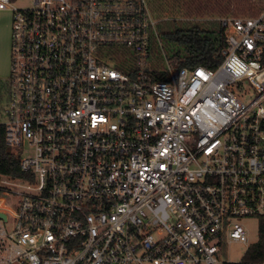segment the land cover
I'll return each mask as SVG.
<instances>
[{
  "label": "built area",
  "instance_id": "obj_1",
  "mask_svg": "<svg viewBox=\"0 0 264 264\" xmlns=\"http://www.w3.org/2000/svg\"><path fill=\"white\" fill-rule=\"evenodd\" d=\"M160 2L0 0V132L22 172L0 177V264L241 262L219 253L264 216V3L220 20L211 69L164 43Z\"/></svg>",
  "mask_w": 264,
  "mask_h": 264
},
{
  "label": "trees",
  "instance_id": "obj_2",
  "mask_svg": "<svg viewBox=\"0 0 264 264\" xmlns=\"http://www.w3.org/2000/svg\"><path fill=\"white\" fill-rule=\"evenodd\" d=\"M183 1L184 9L186 3ZM209 5L211 0H206ZM239 2V0H238ZM219 8L223 11L230 9V1L226 3L217 2ZM241 2H239L240 4ZM161 4V2H160ZM215 5V4H214ZM211 5V6H214ZM261 4L260 7H262ZM174 7L170 4L166 9L160 6L162 13L168 14V11ZM237 9H239L237 7ZM171 13V11H170ZM172 16V14L170 15ZM179 21L168 19L163 23L168 25V28L161 32L169 49L181 55L184 58L183 66L196 67L199 65L216 69L223 60L222 50L225 46V31L221 21L207 20L205 22L194 21ZM194 22V23H191ZM173 26V27H172ZM162 79H166L161 76ZM20 158L15 156L6 146L3 133L0 132V177L1 176H20ZM260 227V239L249 246L243 259L240 263L235 264H264V216Z\"/></svg>",
  "mask_w": 264,
  "mask_h": 264
},
{
  "label": "rangeland",
  "instance_id": "obj_3",
  "mask_svg": "<svg viewBox=\"0 0 264 264\" xmlns=\"http://www.w3.org/2000/svg\"><path fill=\"white\" fill-rule=\"evenodd\" d=\"M161 6H164L166 9L170 4H174V7L168 11L169 15H166V13H163L165 16H170L172 14L174 20L179 21V25H181L180 21H194V22H205L207 20H215L220 21L224 17H229L231 15H252L256 14L259 9L262 7L261 4L264 3L263 0H239L241 2L239 4L238 0H211V4L208 7V4L206 0H185V7L184 9L181 8L183 5L182 0H160ZM210 1V0H208ZM230 1L231 4L229 5L231 7L227 10H222L221 6L217 2L226 3ZM13 4L19 7H31L33 4V0H13ZM215 4V5H214ZM214 5V6H211ZM237 7L239 9H237ZM171 11V13H170ZM13 14V13H12ZM11 21V20H10ZM191 22V23H194ZM11 39L9 42V48L10 49V56H11V62H12V34H13V19L11 21ZM173 27V26H172ZM168 28V25L166 23L161 24V32ZM162 39L164 43L166 44L164 37L162 35ZM167 45V44H166ZM4 78H7L8 75H4ZM245 90L238 87V85L235 86V90L239 91L243 95L247 97L255 95V92L250 90L249 82L246 80L244 83ZM249 92L248 94L246 93ZM8 202L11 201V198L6 197ZM263 218L262 217H250V218H243L241 222L246 227L248 234H249V242L248 244L239 242V241H233L228 242L227 240H223L221 245V251L219 253V256L223 259H228L232 262H240L243 259V256L245 255L247 249L250 245L256 243L260 239V227L262 224ZM2 223L0 222V225ZM3 224L10 230L12 227V220H9V222H3Z\"/></svg>",
  "mask_w": 264,
  "mask_h": 264
},
{
  "label": "crops",
  "instance_id": "obj_4",
  "mask_svg": "<svg viewBox=\"0 0 264 264\" xmlns=\"http://www.w3.org/2000/svg\"><path fill=\"white\" fill-rule=\"evenodd\" d=\"M13 14L11 10L0 9V77L11 73V56L9 42L11 39V21ZM11 20V21H10Z\"/></svg>",
  "mask_w": 264,
  "mask_h": 264
},
{
  "label": "water",
  "instance_id": "obj_5",
  "mask_svg": "<svg viewBox=\"0 0 264 264\" xmlns=\"http://www.w3.org/2000/svg\"><path fill=\"white\" fill-rule=\"evenodd\" d=\"M0 217L6 218V215L2 212H0Z\"/></svg>",
  "mask_w": 264,
  "mask_h": 264
}]
</instances>
